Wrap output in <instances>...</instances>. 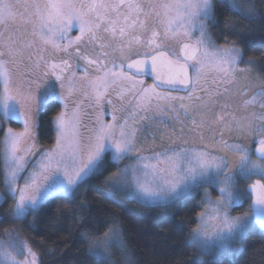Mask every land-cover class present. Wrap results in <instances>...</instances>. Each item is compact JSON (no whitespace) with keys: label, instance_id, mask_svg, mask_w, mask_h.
I'll list each match as a JSON object with an SVG mask.
<instances>
[{"label":"snow or ice","instance_id":"snow-or-ice-1","mask_svg":"<svg viewBox=\"0 0 264 264\" xmlns=\"http://www.w3.org/2000/svg\"><path fill=\"white\" fill-rule=\"evenodd\" d=\"M224 6L244 19L264 20L250 0L246 6L244 0H225ZM18 18L31 25V39L27 27H14ZM215 22L212 0H0V116L23 121L22 131L7 128L0 141V206L10 201L11 219L23 221L51 199L74 197L90 178L116 164L105 184L141 206L171 205L204 186L218 192L215 200L205 192L206 208L190 233L202 256L229 249L235 254L233 246L249 233L264 232V83L253 77L254 61H244L241 48L214 45L207 23ZM74 27L79 34L61 44ZM195 31L200 35L192 42ZM145 76L152 77L151 85L145 86ZM109 80L112 86L119 81V98L128 106L114 108L105 123ZM182 92L187 95L172 94ZM80 94L94 98L101 112L83 133L74 99ZM53 101L63 106L53 120L56 144L43 151L21 186L26 157L39 151L38 117ZM149 136L151 149L138 146ZM125 159L137 164L120 167ZM149 159L168 162L167 177L157 176ZM249 200L243 213L231 215ZM14 231L4 230L8 239L0 240V264H38L30 243L13 238ZM113 246L124 264H133L118 224L95 236L85 255L109 264ZM22 254L23 261L17 258Z\"/></svg>","mask_w":264,"mask_h":264},{"label":"trees","instance_id":"trees-1","mask_svg":"<svg viewBox=\"0 0 264 264\" xmlns=\"http://www.w3.org/2000/svg\"><path fill=\"white\" fill-rule=\"evenodd\" d=\"M248 2L244 0L245 6ZM250 2L259 13H264V0ZM212 3L216 22L214 26L207 24L213 42L241 48L244 61H254L250 66L252 72L264 80V20L244 19L230 13L224 6L225 0ZM59 112V103L53 101L38 117V140L42 147H50L55 141L53 120ZM8 124L19 127L14 122ZM116 169V164L109 165L102 175L84 183L74 197L51 199L35 216L29 215L23 221L11 219L7 213L10 201L6 202L0 206V215L5 217L0 220V236H4L5 229H19L36 250L40 264H96L85 255L88 244L118 224L133 264H208L209 259L214 264H264V233L257 229L236 244L237 253L232 257L202 256L190 243V233L201 211L198 198L186 196L171 205L141 206L105 184V177ZM111 261L124 264L116 246L111 248L109 264Z\"/></svg>","mask_w":264,"mask_h":264},{"label":"rangeland","instance_id":"rangeland-1","mask_svg":"<svg viewBox=\"0 0 264 264\" xmlns=\"http://www.w3.org/2000/svg\"><path fill=\"white\" fill-rule=\"evenodd\" d=\"M19 2L20 3H27L28 0H19ZM20 11L23 12V9H21ZM14 27L18 28L21 31H23L25 29V27H27V33H28V35L26 36V38L27 39H31L32 38L31 35H30V33H31V25L30 24L25 25L24 21L21 20L20 18H18L17 21H16V23H15V25H14ZM207 32H208V35L211 37L208 24H207ZM199 35H200L199 31H195L192 34V36H191V41L192 42H195V40L199 37ZM185 39H187V38H185ZM211 40H212V38H211ZM214 45L216 47H218V48L219 47H224V46L216 45L215 43H214ZM228 46H230V45H228ZM10 67H12L13 73L16 74L17 73V69L15 68V66H10ZM81 73L82 74L79 75V77L83 75V70L82 69H81ZM190 74H193V73L190 72ZM99 75H103V73H100ZM210 75H215V73H211V71H210ZM252 75H253L254 78H258L259 82L264 83V80L261 79L259 76H257L254 72H252ZM94 77H95V73L93 72L92 73V78H94ZM142 79L144 80L145 86H147L149 84L151 85V83L148 80H146L144 78H142ZM14 82L16 84H19L20 83L18 76L16 77V79H15ZM109 85H110V87L108 89V92L110 93V95L103 102V107H104V109L107 110L106 114L103 115V119H104L105 123L111 122V120H112V113H113V109L114 108L119 109L121 107V105H124L125 107L128 106V101H122L119 98V95L118 94H119V92L121 90L120 87L118 86L119 85V81L117 82V85L116 86H112L111 85V80H109ZM113 87H115V91L114 92L112 91V88ZM101 90H103V89H101ZM157 91H159V90H157ZM88 92L91 95V89H88ZM185 95H187V94H185ZM74 99L76 101V104H79L80 105L79 112H80L81 117H82V127H81V131L83 133V132H86V127L85 126L90 127L95 122L96 117L101 114V112H100L99 106L96 104L94 98L93 99H88L83 94H80V95L74 97ZM107 99H111L113 101V104L112 105H109L107 103ZM55 102H58L59 103V105H60V111H61L62 110V107H63L62 104L59 101H55ZM134 103L136 104L137 101L135 100ZM142 103H146V101H142ZM74 110H75V105L70 102L69 103V107H68L69 114H71ZM124 113L125 112H117L116 114L118 116H123V115H126L127 114V113H125V114ZM141 114H143V113H141ZM9 122H14V123L18 124L19 127L17 129L12 128V127L9 126V124H8ZM2 125H3V127L0 128V141L3 140V130H5L7 128H12L14 131H22L23 130V121L9 120V121H6L5 122V121H3V118H2ZM54 128H55V125H54ZM55 133H56L55 141L53 142V144L50 147H42L40 145L39 140H38V137H37V142H38L37 143V147H38V150L39 151L34 156H28V157H26L30 161V163L27 165L26 170L22 173V178L19 180V184L21 186L24 184L25 178H27L29 176V174L33 171V166L36 165L37 162L40 160V157H41L43 151L44 150H47V149H51V148H53L55 146L56 139H57L56 129H55ZM208 135L210 136L211 133H209ZM225 135L227 137V134H225ZM233 136H235V133H233ZM151 140H152V138L150 136L147 137L146 140H145L144 137H141L138 146L140 144H142L145 149H151L152 148V146H150L151 144H147V143H152V142H149ZM253 148H255V145H253ZM142 154L144 156H147V157H151V155H152V153H151L150 150H145ZM145 162H147L149 164L157 165V170H156V175L157 176L167 177V173L170 170V165H169L168 162L165 161L163 163H159L158 161L152 160V159H149V160H147ZM133 164H137V161L135 159H125V160H122V161L119 162V166L120 167H124L125 165H133ZM161 169H164L165 171L162 172ZM151 171L152 170L149 169V172L150 173H151ZM131 178H132V174H131V172H129V179L131 180ZM149 179H151V176H149ZM253 179H255V178H253ZM205 192H207L209 194V196H210V198L212 200H215L217 198V196H218V192L217 191L213 190L210 187L204 186V187H201V188H199L197 190L191 191L190 193H188L187 195H185L183 197H186V196H196L198 198L197 199L198 200V203L200 204V207H201V211H200V213H201L206 208V204L202 202V199L204 198ZM117 193H121V192H117ZM249 203H250V200L247 201V202H245V204L242 207H236L237 210H235V211H234L235 208H233L232 211H231V215L236 216V215H239V214L243 213L245 211V209H247ZM151 206H156V205H151ZM163 206H165V205H163ZM199 223H200V221H199V219L197 217L196 227H197V225ZM13 229H15V231L11 233V235H12L13 238H17V236H18V238L20 240H26L25 237H24V235L22 234V232L19 229H17V228H13ZM7 239H8V237H6L5 235L4 236H0V240H7ZM31 247H32V245H31ZM233 247L236 249V244ZM111 248L109 249V252L110 253H111ZM32 250L34 252H36V250L34 249V247H32ZM236 253H237V251L235 252V254H233L231 252V249H229V250L217 252L215 255L232 257V256L236 255ZM17 258L19 260L23 261L25 257L22 254V255H19ZM38 264H40L39 263V256H38Z\"/></svg>","mask_w":264,"mask_h":264},{"label":"flooded vegetation","instance_id":"flooded-vegetation-1","mask_svg":"<svg viewBox=\"0 0 264 264\" xmlns=\"http://www.w3.org/2000/svg\"><path fill=\"white\" fill-rule=\"evenodd\" d=\"M79 34V30H78V27H74L73 29H71L68 33H67V38L65 39V40H62V41H60L61 42V44H63V43H67V40L68 39H73L76 35H78ZM81 64H83V61H81L80 62ZM126 67V66H125ZM82 73H81V70H79V71H77L76 72V76L77 77H79V75H81ZM151 83V82H150ZM150 85V84H149ZM173 95H185V94H180V93H172ZM187 94V93H186ZM134 101L135 100H132V105H134L135 103H134ZM125 114V113H124ZM89 117V116H88ZM181 117H183V113L181 112ZM173 122H175V121H173ZM160 127L162 128V129H164L165 131H171L172 130V125L171 124H167V125H165V124H163V123H161V125H160ZM149 142H152V140L151 141H149ZM149 144H151V143H149Z\"/></svg>","mask_w":264,"mask_h":264},{"label":"water","instance_id":"water-1","mask_svg":"<svg viewBox=\"0 0 264 264\" xmlns=\"http://www.w3.org/2000/svg\"><path fill=\"white\" fill-rule=\"evenodd\" d=\"M134 71V70H133ZM142 78H144V79H146V80H148L149 82H151V84L153 83V79H152V77L151 76H145V77H142ZM157 90H159V91H162L161 89H157ZM180 94H186V93H180ZM251 202V201H250ZM257 230H259V229H257ZM260 232H261V230H259ZM264 233V232H263Z\"/></svg>","mask_w":264,"mask_h":264}]
</instances>
